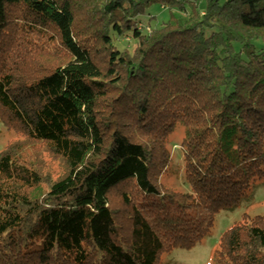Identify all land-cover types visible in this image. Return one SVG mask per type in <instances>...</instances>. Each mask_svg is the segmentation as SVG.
Returning a JSON list of instances; mask_svg holds the SVG:
<instances>
[{
  "label": "trees",
  "instance_id": "obj_1",
  "mask_svg": "<svg viewBox=\"0 0 264 264\" xmlns=\"http://www.w3.org/2000/svg\"><path fill=\"white\" fill-rule=\"evenodd\" d=\"M157 3L171 17L149 33L141 17ZM18 22L55 36L67 58L22 96L15 64L26 58L0 66V113L67 172L34 196L40 175L16 148L0 152V264H159L197 246L264 178V0H0V47ZM129 37L133 50L120 49ZM178 123L197 194L183 201L152 180ZM130 182L142 197L123 195L126 237L111 195ZM215 260L264 264V216L226 231Z\"/></svg>",
  "mask_w": 264,
  "mask_h": 264
},
{
  "label": "rangeland",
  "instance_id": "obj_2",
  "mask_svg": "<svg viewBox=\"0 0 264 264\" xmlns=\"http://www.w3.org/2000/svg\"><path fill=\"white\" fill-rule=\"evenodd\" d=\"M170 17L171 12L167 8L158 3L153 4L141 17L144 22L143 30L151 33L154 28H160L163 23L168 22ZM22 24L24 23H14L3 46L0 47V66L13 67L12 58L15 56L23 57V60L26 58L21 66L19 61L15 64L18 65L14 77L15 90L20 96L23 95L25 85L33 82V79L40 78L67 58L66 53L55 43V36L33 32L26 24L22 27ZM116 44L120 49L129 48L132 51L135 42L129 37L117 41ZM24 102L30 103L27 98ZM185 139L186 128L181 123L176 124L165 143L169 155L167 165L162 169L157 163H153L154 184L161 194H164L163 197L174 196L172 198L174 201H183L184 195L195 197L197 195L193 193L187 179ZM9 148H16L22 155L23 165L34 169L40 175L41 184L32 192L34 196L48 192L50 185L60 180L67 172L66 164L61 158L54 156L45 144L30 140L15 117L5 111L0 113V152ZM124 194L130 196L132 204L141 203L142 196L134 182L127 183L113 191L111 195V205L117 211V221L123 231L121 233L127 237L131 231V211L124 204ZM179 209L177 206L168 207L172 212L171 216L176 218H179V214L174 212H178ZM190 211L188 210L187 214L191 215ZM257 216H264V178L255 183L247 196L241 198L231 208L216 214L209 234L197 246L191 249L176 248L173 251H166L162 254L159 264H220L215 260V252L224 233L235 224L252 220Z\"/></svg>",
  "mask_w": 264,
  "mask_h": 264
}]
</instances>
